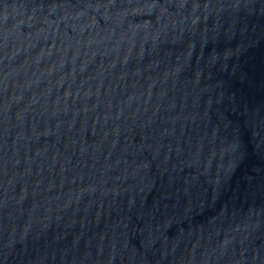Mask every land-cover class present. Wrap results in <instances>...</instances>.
Here are the masks:
<instances>
[{"label": "water", "instance_id": "1", "mask_svg": "<svg viewBox=\"0 0 264 264\" xmlns=\"http://www.w3.org/2000/svg\"><path fill=\"white\" fill-rule=\"evenodd\" d=\"M0 264H264V0H0Z\"/></svg>", "mask_w": 264, "mask_h": 264}]
</instances>
